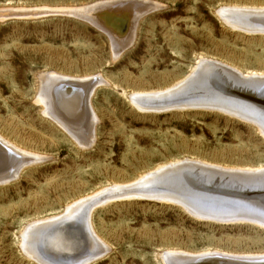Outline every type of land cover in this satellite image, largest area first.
Returning <instances> with one entry per match:
<instances>
[{"label": "rangeland", "instance_id": "rangeland-1", "mask_svg": "<svg viewBox=\"0 0 264 264\" xmlns=\"http://www.w3.org/2000/svg\"><path fill=\"white\" fill-rule=\"evenodd\" d=\"M115 1L0 0V139L26 159L42 157L17 165L15 178L0 183V264H45L48 255L39 258L43 263L22 249L24 230L59 218L88 197L116 193L115 186H129L159 167L197 160L234 170L264 168V136L255 124L208 108L136 104L140 94L181 84L200 59L264 74V33L229 26L220 15L226 8H264V0H135L155 6L120 53L105 28L71 11ZM121 31L124 36L125 27ZM46 74L102 80L90 102L97 119L90 145L40 104L39 78ZM210 89L193 88L190 95L216 93ZM242 185L244 192L255 184ZM154 199L122 196L93 209L91 230L109 251L88 264H165L163 256L172 252L264 255V227L200 219L175 202ZM70 223L85 254L93 247L85 224L80 215Z\"/></svg>", "mask_w": 264, "mask_h": 264}, {"label": "bare ground", "instance_id": "bare-ground-1", "mask_svg": "<svg viewBox=\"0 0 264 264\" xmlns=\"http://www.w3.org/2000/svg\"><path fill=\"white\" fill-rule=\"evenodd\" d=\"M152 5L154 4L141 1L135 2V0L133 2H124V0L118 2L116 0L114 3H97L94 6L82 7L71 11L82 15L84 20L86 18L87 21L105 28L108 35L113 39V43H115L114 50L120 53L121 49L124 50V47H128L125 45L131 44L140 20L150 7L153 8L155 6ZM220 15L223 19L222 21H225L229 26L242 31L264 33V8H226L223 11L221 9ZM124 27L126 33L124 36H120L118 33H122L121 29ZM200 60L191 76L181 82V84L151 96L150 94H147L148 96L143 94L144 96L141 97L140 94L139 97L142 100L138 101L137 99L139 98H136L135 102L138 101L136 104L142 105V108L144 107V109L148 110H163L171 107L218 110L255 124L264 136V74H242L223 63L205 59ZM39 80V89L41 91L39 102L44 105L47 115L56 120L82 144L90 145L93 142L95 125H97V119L93 110L91 111L90 102L96 86L102 82L100 77L75 81L55 74H46L42 75ZM197 86L200 90L209 87L221 95L207 92V96H191V90L193 88L195 90L198 88ZM176 96L179 98L171 103L172 100L170 98H175ZM185 97L187 98L184 99ZM168 99L171 100L170 103L167 102ZM182 99L186 102H182L184 101ZM136 107L140 108L139 106ZM1 140L0 183L15 178L17 165H27L32 161H41L42 157L37 156L30 159L24 158L21 156L22 154H19V151H16L12 146L3 143ZM13 170L15 171L7 173V171ZM252 183L255 185L243 192L242 187L244 188L245 186L242 184ZM119 186L112 188L118 189L116 193L105 195L106 197L103 195L104 197L96 200H90L95 198V195L88 197L71 205L67 208L65 214L59 215V218L45 219L46 221L31 225L29 230L26 229L28 231L24 230L25 233H22L24 234L22 237L24 239V248L22 249L35 259H43L47 255L54 260L58 259L54 262L47 257V259L45 258L47 261L44 262L48 264H61V261L65 262V258L68 260L75 259L71 264H88L99 259L109 250L105 251L102 249L107 247L105 246L106 244L102 243L95 236L94 231L91 230V214L93 209L104 204L105 201H111L122 196L149 197L175 202L177 205H181L190 215L200 219H213L226 223L248 221L264 227V168L234 170L197 162V160H186L159 167L156 171L141 177L137 182H133L129 186ZM241 194L246 196L243 197ZM98 195H100L99 192L96 196L98 197ZM237 195L243 198L232 197ZM78 215L81 216V220L85 224L88 238H90L89 241L91 240L93 246L92 248L91 246L89 248L86 247L88 251L85 254L81 252L85 247L80 243L78 233L70 231L69 228L72 224L70 221ZM99 249L101 250L99 251ZM44 250L47 253H44ZM39 261L43 262L41 259ZM163 263L264 264V255L245 257L218 252L204 253L202 255L172 252L169 254L165 253Z\"/></svg>", "mask_w": 264, "mask_h": 264}]
</instances>
